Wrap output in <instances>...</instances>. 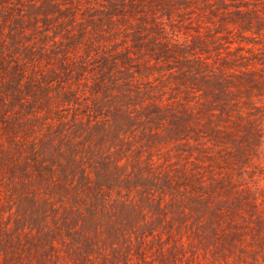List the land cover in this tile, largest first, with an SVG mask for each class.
Masks as SVG:
<instances>
[{
	"label": "trees",
	"instance_id": "obj_1",
	"mask_svg": "<svg viewBox=\"0 0 264 264\" xmlns=\"http://www.w3.org/2000/svg\"><path fill=\"white\" fill-rule=\"evenodd\" d=\"M77 7L0 0V264H128L166 202H154V158L129 147L137 127L179 134L203 117L221 136L246 115L239 85L249 95L264 82L248 64L227 73L187 49L173 75L181 98L167 102L138 85L130 55L76 32Z\"/></svg>",
	"mask_w": 264,
	"mask_h": 264
},
{
	"label": "rangeland",
	"instance_id": "obj_2",
	"mask_svg": "<svg viewBox=\"0 0 264 264\" xmlns=\"http://www.w3.org/2000/svg\"><path fill=\"white\" fill-rule=\"evenodd\" d=\"M74 1L76 32L90 28L100 53L130 55L138 85L167 102L181 98L173 75L187 49L227 73L248 64L264 78V0ZM247 85H239L246 115L227 119L221 136L203 117L179 134L137 127L129 147L154 158V202L162 193L166 202L152 211L155 235L130 248L128 264H264V82L249 95Z\"/></svg>",
	"mask_w": 264,
	"mask_h": 264
}]
</instances>
